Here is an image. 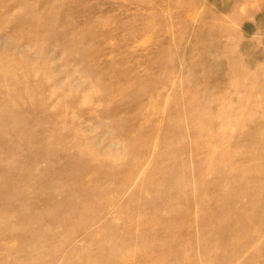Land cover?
<instances>
[{
    "label": "rangeland",
    "instance_id": "rangeland-1",
    "mask_svg": "<svg viewBox=\"0 0 264 264\" xmlns=\"http://www.w3.org/2000/svg\"><path fill=\"white\" fill-rule=\"evenodd\" d=\"M0 264H264V0H0Z\"/></svg>",
    "mask_w": 264,
    "mask_h": 264
}]
</instances>
